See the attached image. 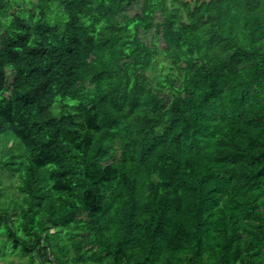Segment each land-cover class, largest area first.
Listing matches in <instances>:
<instances>
[{
  "label": "trees",
  "instance_id": "trees-1",
  "mask_svg": "<svg viewBox=\"0 0 264 264\" xmlns=\"http://www.w3.org/2000/svg\"><path fill=\"white\" fill-rule=\"evenodd\" d=\"M132 2L0 0V260L264 264V0Z\"/></svg>",
  "mask_w": 264,
  "mask_h": 264
},
{
  "label": "rangeland",
  "instance_id": "rangeland-1",
  "mask_svg": "<svg viewBox=\"0 0 264 264\" xmlns=\"http://www.w3.org/2000/svg\"><path fill=\"white\" fill-rule=\"evenodd\" d=\"M140 6H141V0H133L131 5L129 7H127L125 11L129 15H132L134 13H138L140 10ZM160 19H161V16L159 15L158 12H156L155 20H160ZM153 28L154 27H152V29L148 32H141L140 33L142 40L146 44H149L151 41ZM157 42L161 46L163 45L162 39H160V38L157 39ZM6 77H7V82L10 83L12 80V74L8 68H6ZM0 179H1V182H0V188H1L0 200H2L5 195L10 196V198L13 200L17 199L20 196V193H18V191L15 189L16 180H14V178L9 176L8 173L5 171L0 172ZM9 258L11 259L12 262H16L17 260L25 262V260H26V258H24V257L18 258L14 255H10ZM0 264H4V262L2 260H0ZM36 264H40L38 259H36Z\"/></svg>",
  "mask_w": 264,
  "mask_h": 264
}]
</instances>
